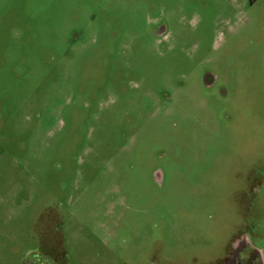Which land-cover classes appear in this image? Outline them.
<instances>
[{"label":"rangeland","instance_id":"obj_1","mask_svg":"<svg viewBox=\"0 0 264 264\" xmlns=\"http://www.w3.org/2000/svg\"><path fill=\"white\" fill-rule=\"evenodd\" d=\"M0 264H264V0H0Z\"/></svg>","mask_w":264,"mask_h":264},{"label":"flooded vegetation","instance_id":"obj_2","mask_svg":"<svg viewBox=\"0 0 264 264\" xmlns=\"http://www.w3.org/2000/svg\"><path fill=\"white\" fill-rule=\"evenodd\" d=\"M251 256H252L251 259H250V257H249V261L252 260V259H254V253H253ZM251 263H252V262H251Z\"/></svg>","mask_w":264,"mask_h":264}]
</instances>
